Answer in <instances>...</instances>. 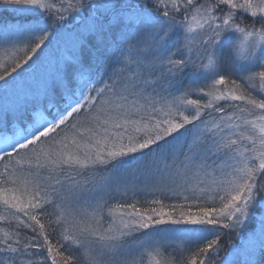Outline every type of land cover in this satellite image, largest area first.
Segmentation results:
<instances>
[{"label":"snow or ice","instance_id":"obj_1","mask_svg":"<svg viewBox=\"0 0 264 264\" xmlns=\"http://www.w3.org/2000/svg\"><path fill=\"white\" fill-rule=\"evenodd\" d=\"M0 49V264H264V0H0Z\"/></svg>","mask_w":264,"mask_h":264},{"label":"rangeland","instance_id":"obj_2","mask_svg":"<svg viewBox=\"0 0 264 264\" xmlns=\"http://www.w3.org/2000/svg\"><path fill=\"white\" fill-rule=\"evenodd\" d=\"M4 18H8L7 14H5ZM10 54L9 53H5L2 49H0V63H10V58H9ZM140 198V197H137ZM147 198H152V197H147ZM164 198V197H161ZM169 202H179L178 200H174V201H169L168 199H165V203H169ZM2 226V225H1ZM244 235H247V230L245 231ZM234 242H236L237 244L240 242V238L237 236V240L235 238H233ZM176 244L179 246L181 244L180 240L176 241ZM172 254L173 256H176L177 254L172 252V249H168L167 251H165V256ZM221 255H223V253H221Z\"/></svg>","mask_w":264,"mask_h":264},{"label":"trees","instance_id":"obj_3","mask_svg":"<svg viewBox=\"0 0 264 264\" xmlns=\"http://www.w3.org/2000/svg\"><path fill=\"white\" fill-rule=\"evenodd\" d=\"M0 226H1V225H0ZM233 238H235V239L237 240V236H233ZM233 238H232V242H233V243H236V242H234ZM164 255H165V253H164Z\"/></svg>","mask_w":264,"mask_h":264}]
</instances>
